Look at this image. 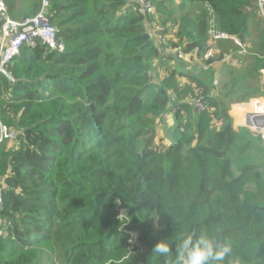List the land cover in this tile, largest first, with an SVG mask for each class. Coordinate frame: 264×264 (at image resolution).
<instances>
[{
  "label": "trees",
  "instance_id": "1",
  "mask_svg": "<svg viewBox=\"0 0 264 264\" xmlns=\"http://www.w3.org/2000/svg\"><path fill=\"white\" fill-rule=\"evenodd\" d=\"M4 1L14 20L42 7ZM49 1L64 50L38 39L4 65L11 78L0 72V121L18 133L0 142V264H166L155 244L167 239L174 249L192 231L230 240L238 264H264V142L235 129L229 113L264 96L259 0H153V15L136 0ZM208 6L220 31L250 44L239 68L220 70L222 93L213 67L185 84L175 69L157 74L158 61L179 59L167 49L203 58ZM217 47L238 49L231 40ZM199 93L204 110L189 103ZM170 114L166 145L158 125ZM168 260L175 264L174 251Z\"/></svg>",
  "mask_w": 264,
  "mask_h": 264
},
{
  "label": "built area",
  "instance_id": "2",
  "mask_svg": "<svg viewBox=\"0 0 264 264\" xmlns=\"http://www.w3.org/2000/svg\"><path fill=\"white\" fill-rule=\"evenodd\" d=\"M136 7L139 13L146 15L156 14L153 0H136ZM50 6L49 0H42V7L34 17H28L24 20L16 21L10 17L7 5L4 0H0V33L2 36V46L0 50V71L5 70L4 65L20 53V48L23 45L29 47H36L38 39L46 43L48 47L53 50L63 51L64 42L58 41V27L51 23L47 8ZM259 8L262 16L264 17V0H259ZM209 12V27H208V49L205 52L202 61L217 56L216 46L217 41L231 40L238 46V53L244 54L248 48L247 44L242 42L238 37L230 35L226 32L220 31L216 26V18L213 10L208 6ZM151 27L156 30V39L160 44H167L166 35H163L160 25L153 21ZM170 54L177 56L179 59H184L190 56V53H185L181 47H173L167 49ZM196 52V51H195ZM194 53V52H193ZM223 59L230 60L231 54L223 53ZM204 63V62H203ZM208 64L204 63V68ZM215 83H218L215 81ZM253 99V100H252ZM252 108L248 109L245 113V122H249L247 127L253 132H258L264 142V96L252 98ZM250 100V101H251ZM189 103L195 105L199 110L207 108V102L202 93L197 96H190ZM1 124L0 142L8 139L15 140L18 133L15 130H10L6 125ZM4 203V187L0 185V206ZM120 218L125 217V212L122 209L119 214ZM6 222L0 217V235L4 233ZM132 245L138 246V237L132 235L130 240Z\"/></svg>",
  "mask_w": 264,
  "mask_h": 264
},
{
  "label": "clouds",
  "instance_id": "3",
  "mask_svg": "<svg viewBox=\"0 0 264 264\" xmlns=\"http://www.w3.org/2000/svg\"><path fill=\"white\" fill-rule=\"evenodd\" d=\"M175 253V264H238L231 258L232 243L227 238L221 239L208 232L192 231L176 237L175 248L170 247L167 239L158 241L154 253L168 257Z\"/></svg>",
  "mask_w": 264,
  "mask_h": 264
},
{
  "label": "rangeland",
  "instance_id": "4",
  "mask_svg": "<svg viewBox=\"0 0 264 264\" xmlns=\"http://www.w3.org/2000/svg\"><path fill=\"white\" fill-rule=\"evenodd\" d=\"M175 1H174L175 4H179L180 3V0H175ZM16 21H20V20H16ZM169 37L174 39L175 38V33L171 32L169 34ZM2 42H3L2 38H0V48L2 46ZM246 44H248V43H246ZM247 48L249 50L250 46L247 45ZM243 57H246V56H243ZM214 58L218 59V57H214ZM246 59H247V57L241 60L240 57H238L237 55H234L233 56V61H231V62L223 61L222 63H219L217 65V68H221V73H222L223 70H224V73H225L226 72V68L228 66L239 68L241 66V63L243 62V60H246ZM159 62L160 63H159L158 68H157V74L159 75V77H164V76H161L160 71H163V69H165V68L166 69L167 68H169V69L172 68V69H175L177 72L184 73L183 76L181 77V81H182L183 84L190 83L191 80H194L197 77L209 78V76L212 73V72H209V73H205V75H200L199 73L202 72V70L199 67L194 68L195 61H185V60H179V59H172V60H168V61L166 60V62H168L166 64H165V62L163 60H161ZM225 63H229V64L226 65ZM248 63L249 62H246L245 64H242V66H245ZM221 73H220V69L219 70H215L214 75H215V79H216V81L218 83H215L214 86L216 87V89H213V91H215V92L219 91L220 93H222L225 90V88L223 87L222 84L219 85V79H221ZM162 75H163V72H162ZM223 76L226 77L225 75H223ZM262 81L264 82V78H263ZM256 85H258V84H256ZM252 100L248 101V102H245V103H248V104L232 103L230 105L229 113H230V115L233 118V126H234L235 129H238L239 127H247L246 122H245V113L247 112L248 109L252 108V104H251ZM237 107H238L239 111H236ZM236 113L240 114L239 115L240 117L237 116ZM168 116L169 117H167V115H166V118H165L166 120H164L161 123H159V125H158V138H157L159 141H161L162 143H165L166 145H168V143L170 142V137H171L170 128L175 125L174 119H173V117H174L173 114L172 115L170 114ZM0 134H1V124H0ZM0 185H2L4 187V183L3 182H0ZM5 228H6V225H5ZM5 228H4V233L2 235H0V238L2 236H5V234H6L5 233ZM48 264H53V261H49ZM54 264H64V262H60V261H58L56 259V260H54Z\"/></svg>",
  "mask_w": 264,
  "mask_h": 264
},
{
  "label": "crops",
  "instance_id": "5",
  "mask_svg": "<svg viewBox=\"0 0 264 264\" xmlns=\"http://www.w3.org/2000/svg\"><path fill=\"white\" fill-rule=\"evenodd\" d=\"M1 38H2V36H1ZM247 45H249L250 46V44L248 43ZM216 48V51L218 52L217 53V56H215V57H218V59L217 58H214L213 59V62H212V64H208V66H207V68H204V63H203V61L201 60V58L200 57H198V55H197V52H194V53H192L190 56H188V57H185L184 58V60L185 61H195V68L196 67H199V68H201V70L202 69H204V70H209L211 67H213V68H215L216 70H221V68H217V65L219 64V63H222L223 61H225V62H231V61H233V56L234 55H237L238 57H242V56H245V55H247L248 54V50L244 53V54H239L238 53V51H239V49H237L235 52H221L220 51V49L216 46L215 47ZM0 50H1V48H0ZM223 53H228V54H231V59L230 60H225V59H223ZM235 53V54H234ZM164 62H165V64L166 63H168V62H166V59H162ZM161 61V60H160ZM168 61V60H167ZM159 61L156 63L157 65H159ZM162 63V62H161ZM225 64H229V63H225ZM1 72V71H0ZM162 72H163V75H162ZM166 73H167V70H166V68L165 69H163V71H160V74H161V76H164V75H166ZM263 80V79H262ZM239 104H248V103H239ZM167 117H169V116H167Z\"/></svg>",
  "mask_w": 264,
  "mask_h": 264
},
{
  "label": "water",
  "instance_id": "6",
  "mask_svg": "<svg viewBox=\"0 0 264 264\" xmlns=\"http://www.w3.org/2000/svg\"><path fill=\"white\" fill-rule=\"evenodd\" d=\"M2 73H4L8 78H11L10 75L8 74V72H7L6 70H3ZM246 125H250V123L248 122ZM257 133H258V132H255L254 134H255L256 136H258Z\"/></svg>",
  "mask_w": 264,
  "mask_h": 264
},
{
  "label": "bare ground",
  "instance_id": "7",
  "mask_svg": "<svg viewBox=\"0 0 264 264\" xmlns=\"http://www.w3.org/2000/svg\"><path fill=\"white\" fill-rule=\"evenodd\" d=\"M35 48H36V47H35ZM263 74H264V73H263ZM263 78H264V76H263ZM263 78H262V79H263Z\"/></svg>",
  "mask_w": 264,
  "mask_h": 264
}]
</instances>
